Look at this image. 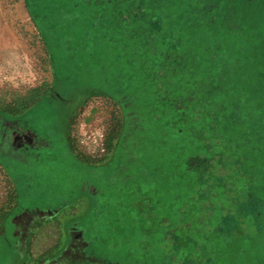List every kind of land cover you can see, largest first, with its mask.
I'll list each match as a JSON object with an SVG mask.
<instances>
[{
    "label": "rangeland",
    "instance_id": "1",
    "mask_svg": "<svg viewBox=\"0 0 264 264\" xmlns=\"http://www.w3.org/2000/svg\"><path fill=\"white\" fill-rule=\"evenodd\" d=\"M212 1L223 7L222 0H83L78 9L64 5L63 12L58 0L40 6L0 0V112L18 115L33 106L53 88L60 69L106 91L87 88L68 103L65 147L82 166L57 149L51 161L40 158L34 166L16 149L19 157L14 153L5 160L12 172L0 162V233L18 199L19 207H44L79 195L52 210L53 220L35 231L31 255L14 264H43L42 252L64 246L72 222L86 239L93 236L95 251L106 256H88L81 264H264V133L253 129L256 118H264V56L260 50H252V60L241 55L247 45L241 28L213 35L208 24L190 20V10H207ZM234 2L264 10V0ZM106 44L126 68L106 64ZM150 60L173 69L175 88L202 115L192 133L183 126L180 139L157 138L145 150L147 139L133 132L128 101L146 98ZM231 63L244 71L239 68L228 80L221 75ZM158 81L156 75L153 106L162 97ZM227 97L230 103L214 104ZM135 115L141 117L138 111ZM188 139L196 144L189 150L183 148ZM207 140L217 144L216 154L203 157ZM234 140L247 152L241 147L224 154ZM147 151L152 156L144 163ZM224 157L233 159L221 173ZM92 165L105 171L87 169ZM84 181L97 184L104 202L111 203L107 209L106 203L92 208L89 196L77 194L88 191ZM126 237L143 240L140 251H127ZM148 241L155 253L146 249ZM64 254L63 264H79L75 251ZM13 255L0 237V264H12Z\"/></svg>",
    "mask_w": 264,
    "mask_h": 264
},
{
    "label": "flooded vegetation",
    "instance_id": "2",
    "mask_svg": "<svg viewBox=\"0 0 264 264\" xmlns=\"http://www.w3.org/2000/svg\"><path fill=\"white\" fill-rule=\"evenodd\" d=\"M60 70V73L58 72L59 75L56 73L58 79L55 80L53 88L42 94L33 106L20 109L18 111L20 114L18 115L0 112V162L5 165H3L5 168H8L7 171L12 172L13 169L11 165L8 167L5 160L10 162L9 159H11L14 153L15 159H17L19 153H16V149L17 151H21L20 154L25 157L24 160L29 162L30 166H34L36 160L40 158H46L45 160L51 161L53 152L56 149L61 153L64 152L69 155L75 163L79 165L83 164L79 162V159L71 152L70 148L67 150L65 147L69 143V138L63 121L65 115L68 113V103L75 93L87 88L91 90L97 89L101 92L106 91L97 84L89 83L79 77L78 79L76 78L77 76L75 77L68 73L63 74L64 70ZM39 111L41 115L37 117ZM89 168L98 172L105 171L100 166L96 167L92 165L87 169ZM85 181L84 183L86 184L88 181ZM87 186L90 189L86 191L87 193L79 191L77 194L81 193L89 196L93 200L90 201L92 208L105 206V198L100 196L97 184L87 183ZM19 195L18 192L17 198ZM77 196L69 200H62L68 201L67 203L71 204L76 201ZM18 200L5 218L4 225L2 226L4 231L0 233L1 239H4V242L11 248L14 254L12 264L21 261L24 256L31 255L30 246L33 243L31 241L34 240L35 231L45 221L53 220L56 213H52V210L57 212L63 206V201L60 199L55 203V206H51V203H48L44 207H40L39 205L19 207ZM7 224L10 227V232L8 231L9 227H6ZM77 224L78 222H72L64 246L58 243L53 248L42 252L44 258L43 264H63L62 260L67 259L64 253L68 250L75 251L74 260L79 264H81V260H87L85 258H88V256L102 257L106 260V256L95 251L97 248L94 237L91 236L92 238L86 239L84 231L80 230L76 226ZM77 236H80L81 239Z\"/></svg>",
    "mask_w": 264,
    "mask_h": 264
},
{
    "label": "trees",
    "instance_id": "3",
    "mask_svg": "<svg viewBox=\"0 0 264 264\" xmlns=\"http://www.w3.org/2000/svg\"><path fill=\"white\" fill-rule=\"evenodd\" d=\"M30 1H31V4L35 6L36 5L40 6V3L42 5L44 2V0H30ZM63 1L64 2H61L60 0H58L59 6H57V9L59 8L60 11H61V8L63 9L64 5L66 4H70L67 7L69 10L70 8L78 9L79 2H82L83 0H63ZM175 1L185 2L186 0H175ZM222 3H223V7L219 9H218L219 3L216 1H212V5H210V7L207 10H203L200 6L194 7L192 10L189 11V18L192 22H195L198 26H201L202 24L204 25L208 24L207 27L210 26L211 28L210 31H211V34L213 35H216L217 33H220V32H231L232 31L233 33L234 29L237 30L238 28H241L242 33L247 35V45L245 49L242 48L243 50L241 51V55L244 56V58L253 57L254 52H252V50L253 51L260 50L261 55L264 56V10L258 7L252 9L249 5L250 3L248 4V2L244 4L245 5L244 9L239 4L235 3L234 0L233 1L232 0H222ZM50 10L55 11L56 9L51 8ZM220 10H225V11L221 12ZM64 11L65 10L63 9V12ZM85 22H87L86 19H85ZM77 50L78 48H76L75 51L73 52V49H71V52L76 53ZM110 52L111 51H108V47L106 44V64L111 62L117 67H125V68L127 67L124 62H119L117 59H113L109 54ZM255 54L257 55V52H255ZM249 59L252 60V58H249ZM147 63H148V66L146 67V71L148 72V75H149V87L146 91L148 94H145L146 98H143L141 103L137 101V104L135 103L133 104L132 101H128V107H129L128 115L132 116L133 120H135L134 122L136 126V129L133 132L140 131L142 134V138L147 139L146 142L144 143L145 150L147 149L149 144L155 142L157 138L162 140L163 138L167 136L175 135L180 139V137L182 136L180 134L181 133L180 131L182 129L181 127L183 126H185V128L190 133H192V128L194 126L195 120L201 117L202 115L200 110L197 109L198 105H195V103L188 104L185 100V97H186L185 93L181 89L175 88L176 84H174V82H172L171 80L174 77L172 68L166 67V64L164 63H161L157 66V62L154 60H150ZM133 65L134 67H136L135 64ZM227 67L228 69L223 67V69L225 70L222 71L221 77L228 79V80H231L233 78V76L236 74L235 71H237L239 68L240 69L238 70V72L244 71V66L242 65L238 66V64L236 63L235 64L231 63ZM158 71H161V73L158 74ZM135 75H138V73H135ZM156 75H158V78H159V81L156 83L158 84L159 88L163 89V91H162V97L159 99V104H155V106H153L152 104H153L154 98L152 94L154 90H151V88L152 89L156 88L155 87ZM253 75H255L254 79L258 78L259 76L257 72L256 74L253 73ZM253 83L255 84V82ZM253 83H250L249 87H251ZM234 87L235 86H232V89ZM140 90L141 89L139 88L136 93H138ZM229 97H227V99L223 102H221V99L219 102L218 100H216L214 104L216 105L217 103L218 105L219 103H225V102L230 103ZM209 99L210 97L207 100ZM234 105H236L235 101H234ZM132 107L137 109L141 117H139L138 115H135L137 114V111H135V109L133 110ZM256 119L257 121H254L255 125L253 129L256 130L257 135L262 136L264 133V127H262L264 125V118L257 117ZM138 136L140 137L139 134ZM207 137L208 139L213 138L211 136H207ZM130 145H131V142H128L129 148H130ZM193 145H196L195 140L188 139V143H186L185 146H183V148L185 147L187 148V150H189ZM203 147L206 150V152H204L205 154L203 155V157L204 156L208 157L207 154H210V156H213L216 154L214 149L217 148V144L215 142L213 143L207 140V142L204 144ZM241 147L245 148L244 153H246L247 148L244 146H241ZM241 147H240V143H235V140L231 141L230 144H228L226 147L223 148V150L225 151L224 154H227V153L229 154L231 149L233 150L235 149V152H236ZM183 148H181V150H183ZM218 152H221V150H219ZM145 153L146 154L144 156L146 157L143 156L144 158L142 159V161H144L145 158L147 157L149 158L152 156L151 151L150 152L147 151ZM198 153L199 152L197 153L195 152L194 154L198 156L199 155ZM232 157L230 159H226L225 157L223 158L224 164L222 165L223 166L222 170H219L221 173L225 172L224 170L226 166L229 165V162L231 164V161L233 159ZM237 162H238L237 158H234L233 163L235 164ZM210 177L211 176L209 175L207 176L208 179H210ZM211 180L212 178L208 181H211ZM219 183L220 181L218 182V184ZM109 204L111 203L109 202L108 199H106V209L108 208ZM125 241L127 242V245H129L127 246L129 248L127 249V251L129 252L132 251V253H134V250H133L134 248L137 247V249L140 251V245L142 244L143 246V243H142L143 240L132 242L131 238L126 237ZM147 248H148V251L154 252L153 248H156V247L152 246L150 241H148L146 249Z\"/></svg>",
    "mask_w": 264,
    "mask_h": 264
}]
</instances>
